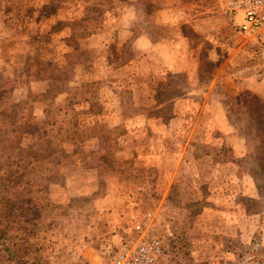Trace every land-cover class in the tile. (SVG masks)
Returning <instances> with one entry per match:
<instances>
[{"label":"rangeland","instance_id":"rangeland-1","mask_svg":"<svg viewBox=\"0 0 264 264\" xmlns=\"http://www.w3.org/2000/svg\"><path fill=\"white\" fill-rule=\"evenodd\" d=\"M230 1L0 0V264H264V27Z\"/></svg>","mask_w":264,"mask_h":264},{"label":"built area","instance_id":"built-area-1","mask_svg":"<svg viewBox=\"0 0 264 264\" xmlns=\"http://www.w3.org/2000/svg\"><path fill=\"white\" fill-rule=\"evenodd\" d=\"M230 4L235 13L240 15L236 34H251L264 27V0H231ZM140 251L142 259L149 262L151 257L146 255L147 249L142 246Z\"/></svg>","mask_w":264,"mask_h":264}]
</instances>
